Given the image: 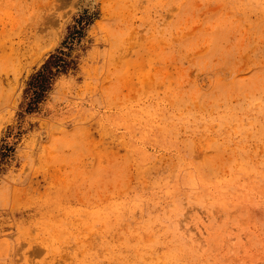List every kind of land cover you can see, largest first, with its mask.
<instances>
[{
	"label": "rangeland",
	"instance_id": "374dc122",
	"mask_svg": "<svg viewBox=\"0 0 264 264\" xmlns=\"http://www.w3.org/2000/svg\"><path fill=\"white\" fill-rule=\"evenodd\" d=\"M0 264H264V0H0Z\"/></svg>",
	"mask_w": 264,
	"mask_h": 264
},
{
	"label": "trees",
	"instance_id": "16d2710c",
	"mask_svg": "<svg viewBox=\"0 0 264 264\" xmlns=\"http://www.w3.org/2000/svg\"><path fill=\"white\" fill-rule=\"evenodd\" d=\"M95 18H97L96 14H91L88 10L78 14L75 23L69 27L62 46L50 54L42 67L30 77L25 90L27 101L24 105L27 112L36 111L40 103L53 89L57 78L74 68L75 62L72 58V51L75 45L86 35L88 27L93 24Z\"/></svg>",
	"mask_w": 264,
	"mask_h": 264
}]
</instances>
